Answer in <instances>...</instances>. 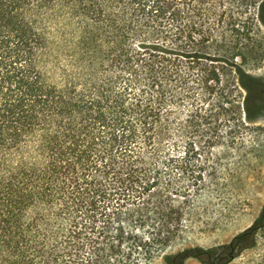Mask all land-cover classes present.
<instances>
[{
  "label": "trees",
  "instance_id": "16d2710c",
  "mask_svg": "<svg viewBox=\"0 0 264 264\" xmlns=\"http://www.w3.org/2000/svg\"><path fill=\"white\" fill-rule=\"evenodd\" d=\"M212 1L0 0V264H184L191 257L167 252L206 171L191 140L193 115L183 153L176 142L175 154L164 149L182 131L177 105L193 103L198 89L207 101L230 68L245 94L244 123L264 116V76L236 63L245 60L242 50L207 53L210 20L221 22L222 6ZM57 7L78 25L84 59L60 85L46 76L42 19ZM163 170L176 171L177 180L164 179ZM260 231L264 239V220L230 248H252Z\"/></svg>",
  "mask_w": 264,
  "mask_h": 264
},
{
  "label": "rangeland",
  "instance_id": "374dc122",
  "mask_svg": "<svg viewBox=\"0 0 264 264\" xmlns=\"http://www.w3.org/2000/svg\"><path fill=\"white\" fill-rule=\"evenodd\" d=\"M259 1L213 0L214 9L222 6L216 11V20L220 16L221 22L210 20L214 28L207 53L214 57L227 50L231 57L236 52L234 48L238 47L245 60L238 58L236 63L247 73L261 77L264 76V29L258 18ZM42 19L47 41L46 76L50 83L60 85L83 66L84 59L76 47L80 29L65 8L52 9ZM234 78L232 70L226 68L221 84L214 88L207 101L203 99L204 92L198 89L194 91L193 103L183 100L177 105L176 123L182 131L179 129L174 140L164 146L169 154L183 153L188 141V117L193 115L189 129L193 146L198 150L196 159L206 165L204 182L197 193H189L191 198L186 205L189 215L184 216L179 238L167 250L169 253L190 251L191 257L184 264H264L262 231L257 233L252 248H230L236 236L264 220V116L255 124L244 123L238 107L245 94L234 86ZM220 88L225 93L222 104L217 101ZM219 105H226V112H221ZM175 142L176 152L172 148ZM162 173L164 179L170 175L177 180L179 176L176 171L163 170ZM143 235L147 237L148 234L144 232ZM199 251L208 254L204 256ZM231 252L234 259L226 262ZM215 257L217 259L213 260ZM155 264H162L160 258Z\"/></svg>",
  "mask_w": 264,
  "mask_h": 264
},
{
  "label": "flooded vegetation",
  "instance_id": "af4514ba",
  "mask_svg": "<svg viewBox=\"0 0 264 264\" xmlns=\"http://www.w3.org/2000/svg\"><path fill=\"white\" fill-rule=\"evenodd\" d=\"M258 17L261 27L264 29V0H260L258 4Z\"/></svg>",
  "mask_w": 264,
  "mask_h": 264
}]
</instances>
